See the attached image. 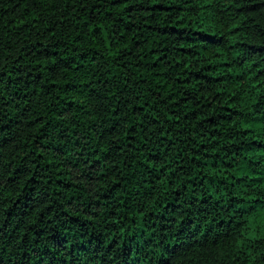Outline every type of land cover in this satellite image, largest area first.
Returning <instances> with one entry per match:
<instances>
[{
	"label": "trees",
	"instance_id": "16d2710c",
	"mask_svg": "<svg viewBox=\"0 0 264 264\" xmlns=\"http://www.w3.org/2000/svg\"><path fill=\"white\" fill-rule=\"evenodd\" d=\"M0 264H264V0H0Z\"/></svg>",
	"mask_w": 264,
	"mask_h": 264
}]
</instances>
